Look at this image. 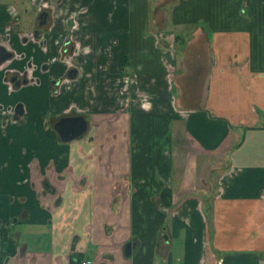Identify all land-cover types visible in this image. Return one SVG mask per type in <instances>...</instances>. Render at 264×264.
Segmentation results:
<instances>
[{
	"label": "crops",
	"instance_id": "1",
	"mask_svg": "<svg viewBox=\"0 0 264 264\" xmlns=\"http://www.w3.org/2000/svg\"><path fill=\"white\" fill-rule=\"evenodd\" d=\"M39 1L0 0V106L22 107L0 115V264H264V0L56 2L85 14L70 79L69 15L26 37ZM71 111L87 129L61 142Z\"/></svg>",
	"mask_w": 264,
	"mask_h": 264
},
{
	"label": "flooded vegetation",
	"instance_id": "2",
	"mask_svg": "<svg viewBox=\"0 0 264 264\" xmlns=\"http://www.w3.org/2000/svg\"><path fill=\"white\" fill-rule=\"evenodd\" d=\"M47 0H40L36 5H38L36 7V12L33 18V26L30 28V32L26 33V35L28 36L29 39L31 40H40V38L42 37L43 32H45L46 29H48L49 25V21H50V14H51V9H50V5L46 4ZM31 2V1H30ZM25 38V37H24ZM69 38L65 37L63 43L60 46V53L66 51V49L71 50V46L69 45L67 47V44H69ZM41 46H45V39H41L40 41ZM0 48L2 49V51H0V55L4 56L6 55L5 59L0 62V65L9 61L10 59H12L14 56L17 58L19 55L16 56V54L14 55L11 51H8L4 48V46L0 45ZM41 68H43V71L48 69V64L46 63H42L40 67H38L40 72H43L41 70ZM37 69V68H36ZM70 70H75L74 67L72 66H68L66 68L65 71V78L70 79L69 76H67V73ZM32 71H33V64L31 62L30 59H27L26 62L24 63V66L22 67L21 70H11V69H7L4 72V80L5 82H7V84L9 85L10 89H13L15 86H19L20 84H25V83H36L38 80L32 76ZM75 76H76V71H75ZM74 76V77H75ZM73 77V78H74ZM58 84L59 81L58 80H51V90H50V94H55L58 88ZM18 105V106H17ZM17 106V108H16ZM17 110H16V109ZM0 109L3 110V113H1L0 115L2 116V118H7L9 115L10 119L15 120L16 118H19L20 115L22 114V107L20 104H16L14 106H0ZM74 114H70L67 113L65 115H59L58 117L54 116L52 119V124L61 116H73ZM54 132L56 133V131L54 130Z\"/></svg>",
	"mask_w": 264,
	"mask_h": 264
},
{
	"label": "rangeland",
	"instance_id": "3",
	"mask_svg": "<svg viewBox=\"0 0 264 264\" xmlns=\"http://www.w3.org/2000/svg\"><path fill=\"white\" fill-rule=\"evenodd\" d=\"M26 1V0H25ZM61 0H47L46 4L47 5H52L53 9V15L55 14V20H56V14L58 15V17L63 18L64 16H68L69 15V19L71 20L72 24L66 29V35L69 38V44H67V47L70 45L71 46V50L66 49V51L62 52L61 56H60V60L62 59L63 61H66V63H68V65L70 64V66L74 67V62H78L79 59H82L83 54H85L86 49H88L90 47V45H88L89 43H84L83 41L81 42L80 39L82 38V35L79 37V23L82 20H84V15L83 17L80 19L81 14H79L78 12H70L67 14H62V11L57 12L60 9L56 10V2H60ZM63 1H61V3L59 4V7L63 6ZM84 11H81V13H83ZM52 13V12H51ZM79 14V15H78ZM65 17V18H66ZM33 24V22H32ZM49 25V23H48ZM33 26V25H32ZM48 28H50L51 30L56 28V35L59 33L58 31V27H56V22L54 23V25L49 26ZM47 30V29H46ZM49 31V30H47ZM27 32H30V29H27ZM77 33L74 37V34ZM29 36V35H28ZM26 35V37H28ZM55 39V38H54ZM62 39L57 38L56 36V48L57 50L60 48L61 46V41ZM78 40V41H77ZM76 65V64H75ZM56 93H58V91H56ZM46 97V98H45ZM45 97H43L42 99L45 100L47 102V104H49L52 101V106L54 104L53 99L49 100L48 96H47V92L45 93ZM74 111H71L69 113H72ZM213 180V179H212Z\"/></svg>",
	"mask_w": 264,
	"mask_h": 264
},
{
	"label": "water",
	"instance_id": "4",
	"mask_svg": "<svg viewBox=\"0 0 264 264\" xmlns=\"http://www.w3.org/2000/svg\"><path fill=\"white\" fill-rule=\"evenodd\" d=\"M0 51H2L1 48ZM5 56L6 55L4 56L0 55V62H2L6 58ZM67 76L73 78L75 76V70H70L67 73ZM52 128L53 130L56 131L58 139L61 142H67L82 135L87 129V122L84 119V117L81 115L61 116L53 123ZM131 247H132V243L128 242L124 244L123 246L124 256L126 257L129 256Z\"/></svg>",
	"mask_w": 264,
	"mask_h": 264
},
{
	"label": "built area",
	"instance_id": "5",
	"mask_svg": "<svg viewBox=\"0 0 264 264\" xmlns=\"http://www.w3.org/2000/svg\"><path fill=\"white\" fill-rule=\"evenodd\" d=\"M78 264H94L92 259L90 258H82L80 261H78Z\"/></svg>",
	"mask_w": 264,
	"mask_h": 264
}]
</instances>
